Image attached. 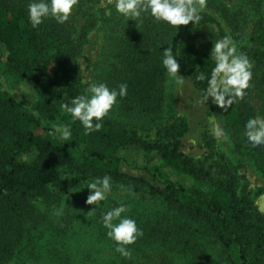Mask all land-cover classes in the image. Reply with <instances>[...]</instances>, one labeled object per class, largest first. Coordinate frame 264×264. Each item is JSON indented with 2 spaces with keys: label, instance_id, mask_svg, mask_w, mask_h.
<instances>
[{
  "label": "trees",
  "instance_id": "1",
  "mask_svg": "<svg viewBox=\"0 0 264 264\" xmlns=\"http://www.w3.org/2000/svg\"><path fill=\"white\" fill-rule=\"evenodd\" d=\"M92 1L79 0L63 25L49 19L34 29L27 20L28 0H0V48L6 52L0 74H15L37 96L32 105L9 93L0 97V264H9L16 255L28 226L39 230L45 224L44 213L35 203L43 197L57 203L71 191L63 181L64 168L89 179L109 175L113 184H123L132 192L162 201L164 206L159 210L130 209L128 215L136 219L143 236L130 246L131 259L119 256L121 264H134V257L144 259L147 251L156 248L164 254L183 257L185 264H221L214 258L215 251L224 259L232 250L237 251L240 264H264V213L255 206L246 177L240 173L241 165L216 153V142L209 137H204L203 161L185 155L181 141L188 132L185 121L165 127L153 141L143 139L131 122L123 121L161 118L167 79L161 52L172 47L179 30L157 24L149 17L137 26L135 21L123 19L111 60L101 77L109 87L128 85L127 96L112 110L119 119L108 115L99 131L85 135L79 122L72 121L62 109L64 103H70L83 91L78 58L94 28L88 11ZM201 15L198 24L190 23L185 28L179 61L203 96L207 79L197 77L201 73L210 76L214 61L199 46V29L215 24L221 37L226 32L219 20ZM221 15L236 39H241L244 34L238 14L223 8ZM251 42L243 49L256 65L254 78L262 89L264 34L258 26ZM245 92L242 99L230 105L234 113L228 125L229 135L236 151L251 155L264 173V146L253 148L243 135L244 122L260 115L249 96L251 86ZM60 124H71L70 140L61 142L50 134ZM71 150L84 155L85 161L71 158ZM122 151L142 154V161L134 162L139 174L123 170ZM161 165L208 183L211 190L189 189L164 179L159 174ZM262 192L258 190L257 194ZM72 216L68 206L58 218L49 221L48 230L64 239L65 229L60 223L65 225ZM98 230V237L104 240L106 230L102 225ZM62 251L69 260L72 258L68 250Z\"/></svg>",
  "mask_w": 264,
  "mask_h": 264
},
{
  "label": "rangeland",
  "instance_id": "2",
  "mask_svg": "<svg viewBox=\"0 0 264 264\" xmlns=\"http://www.w3.org/2000/svg\"><path fill=\"white\" fill-rule=\"evenodd\" d=\"M100 4L101 0H93L88 7L89 13L92 14L94 28L91 30L83 51L78 58L82 90L87 87V84L82 83L83 80L101 82L102 74L109 60H111L113 45L123 20L122 17L116 15L114 9L111 17L104 16V9L99 7ZM223 8L238 14L244 34L241 39H236V36L232 34L224 21L221 15ZM201 14H206L219 20L226 34H231L237 42L238 48L243 49L252 43L251 38L256 26L264 34V0H206V7ZM186 27L182 26L179 29L177 37L172 44L174 54L177 51L179 52V45ZM199 34V46L209 54L215 40L222 38L215 24L203 26L199 29ZM177 59L178 63H180L179 57ZM5 60L6 52L3 48H0V65ZM81 66H83V72H80ZM256 74V65L253 63L252 92L249 96L252 103L260 110V115L264 116V86L262 89L258 87L254 78ZM178 75L182 77L183 84H179L175 79L167 76L166 105L159 120L152 121L141 117L131 121L125 119L123 120L125 121L124 123L131 122L132 127L138 131L143 139L153 141L157 139L158 132L165 127L185 121L188 124V132L181 139L182 151L196 161H203L206 158L204 155L206 151L204 137L213 138L216 142V153L224 155L236 165H241L240 173L246 177L255 206L261 211L264 208V173L258 168L251 155L238 153L235 149L228 130V125L233 118V107L227 105L224 109H221L211 103V101L207 104L203 103L202 95L194 88L181 64ZM0 82H2L0 87L6 84L7 88L15 93L14 96L18 100L25 101L28 105L36 102L35 90L27 83L19 82L15 74H9L8 76L0 74ZM5 93L8 92H0V97ZM109 115L119 119L117 113L113 114L111 112ZM210 120H215L222 130L219 138L213 136ZM69 155L80 163H83L86 159L77 150L69 151ZM120 155L125 160L123 163L124 171L135 175L140 173L134 167V162L138 161L139 163L142 161V154L133 151H122ZM62 172L63 181L71 187V191L68 194H63L61 200L57 203L45 197L35 203L36 207L44 213L45 224L39 230H36L35 226H28L25 238L9 264H121L122 259L115 252L113 242L107 238L102 240L98 237V227L102 225L98 221L100 219L99 216L101 217L98 212L107 211L108 208L115 207L119 203L129 205L130 209L138 208L140 210L155 211L163 208L162 201L151 200L147 194L142 192H132L123 184H113V189L108 199L101 202L105 207L91 212L95 209V206L85 203L89 195V190L86 188L87 185L84 183L87 178L67 168H64ZM159 174L162 178L184 185L189 189L211 190V186L208 183L198 182L166 165L160 166ZM258 190L263 192L257 194ZM68 206H70L73 216L70 221L65 223L68 226L60 223V227L65 229L64 235H66L62 239L60 236H54V233L48 230V226L50 225V220H55L61 215H57V212H61V209L66 210ZM35 243L36 246H34ZM62 250H68L72 258L69 260L65 256L66 253ZM59 252H61L60 255H58ZM216 254L217 252L215 251L214 258L221 264H240L236 250L230 252L228 256L230 260L227 256L222 259L219 254ZM133 261L134 264H185L183 257L164 254L162 249L157 248L147 251L144 254V259L134 257Z\"/></svg>",
  "mask_w": 264,
  "mask_h": 264
},
{
  "label": "clouds",
  "instance_id": "3",
  "mask_svg": "<svg viewBox=\"0 0 264 264\" xmlns=\"http://www.w3.org/2000/svg\"><path fill=\"white\" fill-rule=\"evenodd\" d=\"M78 4L79 0H28V23L34 29L49 19L63 25L69 20ZM99 7L104 9L103 14L106 17H111L114 9L117 16L127 22L135 21L136 26L137 23L142 24L145 17H149L157 24L177 32L180 26H188L190 23L195 25L201 21L206 0H106V3L105 0H101ZM161 53V66L166 75L175 79L177 83L183 84L182 77L178 75L179 52L174 54L173 48L167 47ZM210 59L214 61L210 76L206 77L201 73L197 77L201 81L207 79L208 86L204 90L202 102L207 104L211 101L224 109L245 96V90L252 83L253 62L247 51L238 48L231 34L215 40L210 51ZM83 71L81 66L80 72ZM82 83L87 84V87L73 97L70 103H64L61 107L72 121L79 122L85 135H90L102 128V121L112 112L119 100L127 96L128 85L121 83L117 87H109L105 82L89 80H83ZM0 91H7L9 95L15 94L7 88L6 84L0 87ZM209 123L213 136L219 138L222 130L215 120H210ZM243 127V135L248 144L253 148L264 146V116L249 117ZM50 134L61 142L68 141L72 138V126L71 124L54 126ZM84 183L89 190L85 203L95 206L91 212L105 207L101 202L106 201L112 192L111 176L87 178ZM261 211L264 212V208ZM129 212V205L119 203L101 213V224L106 230V238L115 245V252L125 259H131L130 246L136 244L137 240L143 236L136 219L128 215ZM59 214L61 212H57V215Z\"/></svg>",
  "mask_w": 264,
  "mask_h": 264
}]
</instances>
